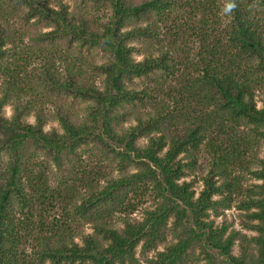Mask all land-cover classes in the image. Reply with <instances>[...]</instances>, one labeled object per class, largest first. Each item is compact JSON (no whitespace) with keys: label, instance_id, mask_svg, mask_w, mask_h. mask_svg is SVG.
I'll return each mask as SVG.
<instances>
[{"label":"trees","instance_id":"trees-1","mask_svg":"<svg viewBox=\"0 0 264 264\" xmlns=\"http://www.w3.org/2000/svg\"><path fill=\"white\" fill-rule=\"evenodd\" d=\"M77 1L73 10L64 0H0V264H138L139 248L147 254L161 245L148 264H188L197 251L204 264H264V165L253 172L263 180L259 197L246 202L258 221L247 225L260 235L241 237L210 219L221 205L215 197L234 190L229 167L238 160L251 171V162L244 163L251 138L241 137L239 127L253 123L264 137L257 100L264 89V0ZM88 3L103 4L109 19L79 13ZM15 17L49 31L35 35V46L22 47ZM168 22L170 50L160 33ZM186 38L201 45L189 66L174 58ZM50 105L60 130H46ZM129 117L135 123L126 126ZM205 145L215 158L198 194L194 182L183 179ZM86 148L115 164L118 175L108 165H85ZM39 152L70 178L57 190L29 168ZM217 177H226L222 185ZM147 197L155 203L139 219L134 215ZM231 197H224L226 208ZM58 202L67 203L64 220L49 221ZM116 212L119 222L112 221ZM22 214L24 221L17 219ZM82 221L93 233L77 232ZM37 230L45 234L27 251L26 234Z\"/></svg>","mask_w":264,"mask_h":264},{"label":"rangeland","instance_id":"rangeland-1","mask_svg":"<svg viewBox=\"0 0 264 264\" xmlns=\"http://www.w3.org/2000/svg\"><path fill=\"white\" fill-rule=\"evenodd\" d=\"M65 2L69 3L72 6V9L74 10L75 7H77L78 5H80V1L77 0H64ZM18 4H11V6H16ZM20 9L22 10H27L28 8L25 6H21L19 5ZM226 6H224L223 8V13L220 14L221 17V21H222V29L227 30L229 29V23L231 20V17L229 16V14L227 12H225ZM83 13L85 15H88L90 17L91 20H108L110 17V10L106 7L103 6V4H100L98 6L94 5L93 3H88V7L86 11H82L80 10L79 13ZM184 15V18L181 19H187L189 17V15L187 16V14H182ZM176 16V15H175ZM173 16V18L175 17ZM187 16V18H186ZM199 19V18H197ZM35 20H32L29 23H26L23 18H16L12 19V26L14 27V29H18L21 31V33H23V36H25L24 38V43L20 44L22 45V47L25 46H35L36 43L35 41H33L34 37L36 34H38L40 31L43 32H48L49 30L46 28H41L36 26L34 23ZM171 25V22H168L167 24L162 25L160 28V33L162 34V38H163V44H165V47L167 48V50L171 49V43H170V39L167 36L168 33V28ZM13 48V47H12ZM177 51V52H176ZM201 51V45L200 43L194 41V40H190L188 38H186L185 40H181L180 43L178 44L176 50H175V62L176 63H180V64H184L186 65H191L193 62H196L198 60V53ZM137 59L140 60L143 56H138L136 55ZM38 64H34L33 66H31L30 70L34 69V66H36ZM37 67V66H36ZM181 70L184 69L183 66L180 67ZM192 72V71H191ZM185 73H190L189 71H185ZM180 74H184L180 73ZM4 76L0 75V86L2 85V83L4 82ZM144 82H142V80L138 81V86H142ZM171 83V81H170ZM173 85L176 84V79L172 81ZM171 83V84H172ZM149 85L152 86V88L155 87V83L149 82ZM167 87V86H165ZM257 100H258V107L259 108H263L264 107V89H258L257 90ZM82 107V106H81ZM48 108H50L49 110H51L53 108V106H49ZM5 114L7 117H11V115L13 114V109L8 106L5 108ZM51 114H52V118L49 122V124L46 126V130L47 131H52V130H60V126L58 124V122L55 120L54 116V109L51 110ZM30 122H34V117L31 116L30 117ZM134 120L129 117L128 121H126L124 123V125L129 126L130 124H134ZM238 134L241 137L249 136L251 138V149L248 153V157H246L244 159V163H249L251 162L250 166H251V171H247L245 169H243L241 167L240 161H236L234 165L229 167L228 173H229V177L228 179H235L236 184L234 187V190L231 191H227L224 189V193L221 195H218L215 197L216 200L221 201V205L218 206L217 211H210V219L214 221L215 225L222 228V227H226L228 229V232L231 231H236L240 234L241 237L246 236L249 239H253L255 237H258L260 235V233H258V231H256L255 229L249 227L248 225L252 226V225H256L258 221H253L250 217V213L256 211L257 209H246V202L248 201V199L251 197H259L258 193L260 190V186L263 184V180L259 179V177L257 175H254L253 172H256L260 169L263 168V162H264V137H261L260 135H258V133H256V126L253 123H247V124H241V127H239L238 129ZM215 134H211V137L209 138H215ZM229 139L230 138H224L223 140H227L225 141V144H229ZM258 140V141H257ZM257 141V142H255ZM241 142V143H240ZM142 145L147 143V138H144L141 140L140 142ZM239 144H242V141H239ZM239 146V145H238ZM99 155V153H97ZM28 155V154H27ZM196 158V164L192 167V169L187 170L188 171V175L183 179L186 180L187 182H194L193 184L195 185V190L198 192H201L202 189L204 188V181L203 177L206 176L209 171L211 170L212 166L214 165V154L209 150V148L205 145L199 152L196 153L195 155ZM103 160L100 158L96 157V154L91 153L89 149H83L82 150V162L85 165H90L92 167H96V166H101V165H108L109 166V172H112L114 176L118 175L117 172V167L115 164L112 163H103ZM183 161L184 162H189L190 159L189 157L184 156L183 157ZM29 168L34 170L35 174L37 175H41L44 176L46 178V180L48 181L51 190H57L62 184V181L64 178L61 177V172L58 169V167L56 166V164L47 156L45 155L43 152H39L35 155H33V160L30 161V163L28 164ZM245 168V167H244ZM135 169H132V172H135ZM226 177H217V182L218 185H222V183H224ZM66 180H70V178H65L64 181ZM63 181V182H64ZM70 186V184H69ZM81 192V191H80ZM256 192V193H254ZM82 193V192H81ZM84 194V193H83ZM229 194H232L231 198H228L227 202L230 204V206L228 208H226L225 206V201H224V197L225 196H229ZM80 203V201H79ZM155 203V200L153 197H147L143 203V205L140 207V209L135 213L134 216H136L139 219H142L144 212L146 210V208H150V206H153V204ZM67 205V203H61L58 202L57 203V208H56V213L51 210V217L49 218V221H52L55 217H57L56 219H62L63 218H59L61 217V214L63 213V208ZM39 210L41 208V205H39ZM69 210H71L72 207L69 206ZM41 211V210H40ZM39 211V213H40ZM121 214L120 213H115L114 217L112 219L113 222L117 221L119 222L120 218H121ZM18 220H25V216L19 215ZM40 218L38 217V214L35 215V222H38ZM248 224V225H247ZM72 225H76L74 223H72ZM82 230H77V232H87V233H93V229H92V225L85 223L84 221L81 222V227ZM41 234H45V233H41ZM40 234V232L37 230L32 234H26L27 238L24 240L25 243V247L27 249V251H31L33 245L36 243L35 242V236H42ZM77 240L79 241V239L77 238ZM173 240V234L170 233L168 235V243L171 242ZM80 242V241H79ZM242 239L238 240L236 242V245L234 247V252L233 254L236 256H240L241 255V249H242ZM255 243L252 242V251L255 247ZM164 250V245L159 246L158 250H153L150 253H141V249H138V260L139 263L138 264H148V259H151L153 257H155L157 251H162ZM255 251V250H254ZM199 251H197L194 254H192L188 264H204L206 263L204 261V256H200L198 254ZM256 255H257V251H256ZM46 264H50L49 262H47Z\"/></svg>","mask_w":264,"mask_h":264}]
</instances>
